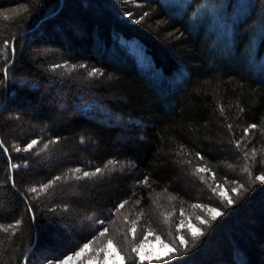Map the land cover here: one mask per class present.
Masks as SVG:
<instances>
[{
  "label": "trees",
  "instance_id": "trees-1",
  "mask_svg": "<svg viewBox=\"0 0 264 264\" xmlns=\"http://www.w3.org/2000/svg\"><path fill=\"white\" fill-rule=\"evenodd\" d=\"M262 175L264 0H0V264L142 225L196 244L168 264H264Z\"/></svg>",
  "mask_w": 264,
  "mask_h": 264
},
{
  "label": "rangeland",
  "instance_id": "rangeland-1",
  "mask_svg": "<svg viewBox=\"0 0 264 264\" xmlns=\"http://www.w3.org/2000/svg\"><path fill=\"white\" fill-rule=\"evenodd\" d=\"M185 1V0H181ZM126 7V6H125ZM127 14L131 13L132 16L135 15L136 13L133 12V10L128 11V8L125 9ZM214 20H217L216 16H213ZM218 23L217 28H221V24ZM152 31L153 25H151ZM161 37L163 40L169 39L167 35L164 36V34ZM168 41V40H167ZM126 42H129V47L132 49V43H136L137 46L139 44L134 41V40H128ZM139 52L142 55V48L139 46ZM133 50V49H132ZM134 54L136 55L137 59L139 60V52L138 50H133ZM219 193H223L226 198L229 197L228 191L222 187L219 186ZM223 196V197H224ZM210 209H217L216 207H205V212L206 216L211 217V212ZM221 212V211H220ZM198 217H193V218H187L186 216L183 217L177 224L176 228L179 229H184L186 232H192L193 230H200V220L197 219ZM200 219H203L202 217H199ZM179 220V219H178ZM202 225V224H201ZM131 235L128 233L125 234L124 240L128 244V246L131 248V251L133 248H138L139 249V255L132 253L135 255V258H137V262H143V261H148L149 257H156V256H164L170 253L173 250V245L161 237L160 235L151 232L150 229H147L144 225L139 226L137 229L136 227H132L130 230ZM115 234H117L115 232ZM118 236V234H117ZM180 237V236H179ZM181 238V237H180ZM111 241V243H109ZM117 240H114L113 237L111 236H103L99 238L95 243H92V245H88V248L85 249L83 252L80 250L84 247H82L78 252L80 255H77L78 252L68 255L53 264H124L125 263V256L123 254V249L121 248H128L124 247L127 246L124 245L120 247L121 244L116 243ZM141 257H144L143 261L140 260ZM154 259V258H153ZM41 264H47L42 262Z\"/></svg>",
  "mask_w": 264,
  "mask_h": 264
},
{
  "label": "snow or ice",
  "instance_id": "snow-or-ice-1",
  "mask_svg": "<svg viewBox=\"0 0 264 264\" xmlns=\"http://www.w3.org/2000/svg\"><path fill=\"white\" fill-rule=\"evenodd\" d=\"M129 15H131V13H129ZM145 15H147V13H145ZM141 19H143V17H141ZM137 22H139V21H137ZM5 43L7 44V42H5ZM57 67H58V66H57ZM96 71H97V70L94 69V70H93L91 73H89V74H90V75H94V74L96 73ZM249 127H250V128H255L256 125L253 124V125H250ZM247 132H248V129H245V133H246V134H247ZM36 143H37V141H36V140H33L30 144H28L27 147H28L29 149H31V148L33 147V145H35ZM237 146H238V142H237ZM45 147H47V145H45ZM17 151H19V149H17ZM199 155H200V154L197 153V156H199ZM201 159H202V157H201ZM16 167H18V166H17V165H12V168H16ZM199 171L203 172V171H205V169L200 168ZM100 172H101V169L97 167V168L95 169V173H89V172H86V171H85V172H83V176H84V177H88V176H90V175H96V174H98V173H100ZM56 179H60V178L57 177ZM256 179H257V180H260V181H264V175H262V176H257ZM146 182H147V177H145V180L142 181L141 183H146ZM44 187L46 188L47 185H45ZM241 187H243V186H241ZM32 191L35 192L36 189L34 188V189H32ZM213 191H215V190H213ZM232 192L235 193V194H237V195L239 194V190H238L237 188H233V189H232ZM220 195H221V197L224 196L223 193H221ZM124 203H126V202H124ZM221 203H223V200L221 201ZM233 203H234V201L231 199V197H228V198H227V206H231V205H233ZM120 207H123V203L120 204ZM29 211H31V207H30V206H29ZM210 212L212 213V214H211V221H213V222L216 221L217 218H218L219 216L223 215V213L220 212V211H218L217 209H210ZM197 219L200 220V223H201V224H205V225H207L209 228L212 226L211 223H209V221H207V220L200 219L199 217H198ZM32 220H33V223H34V222H35V215H34V214H33ZM17 223H19V221H18ZM101 235H104V233H101ZM203 235H205V233H204L202 230H193V231L191 232V237H192V240H193V241H197V240L199 239V237H201V236H203ZM109 243H111V241H109ZM194 247H196V244H195V243H193V244L191 245V247H189L188 242L185 241V240L183 239V237H181V238H180V249H181V250H173L170 254H168V255H166V256H163V257H161V256L149 257L148 259L151 260V259L154 258V259H156L157 261H163L164 264H168L169 261L174 260V259H177V258H179L181 255H187V253H188L189 251H191V248H194ZM87 248H88V244H85L84 247H83L80 251L83 252V251H84L85 249H87ZM132 251H133L134 253H136L137 255H139V249H138V248H133ZM77 255H80V253L78 252ZM143 259H144V257H141V258H140L141 261H143Z\"/></svg>",
  "mask_w": 264,
  "mask_h": 264
},
{
  "label": "water",
  "instance_id": "water-1",
  "mask_svg": "<svg viewBox=\"0 0 264 264\" xmlns=\"http://www.w3.org/2000/svg\"><path fill=\"white\" fill-rule=\"evenodd\" d=\"M26 260V257H25V259H24V261Z\"/></svg>",
  "mask_w": 264,
  "mask_h": 264
}]
</instances>
